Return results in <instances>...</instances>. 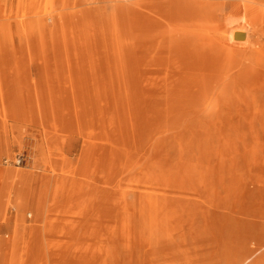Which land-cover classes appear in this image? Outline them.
I'll return each mask as SVG.
<instances>
[{
	"label": "bare ground",
	"instance_id": "1",
	"mask_svg": "<svg viewBox=\"0 0 264 264\" xmlns=\"http://www.w3.org/2000/svg\"><path fill=\"white\" fill-rule=\"evenodd\" d=\"M39 1L0 0V77L10 87L17 67L38 68L47 82L67 87L63 103L71 123L93 112L110 124L117 187L120 177H137L117 205L143 209L135 218L122 217L124 227L116 229V239L130 244V258L138 253L146 264H199L197 254L211 231L217 250L208 264H263L255 207L234 214L236 229L223 225V203L208 210V128L222 115H264V0ZM17 98L0 99V114L18 118L24 111ZM48 110L56 114L55 106ZM231 142L230 171L250 174L246 194L253 201L256 148L244 161L239 136ZM36 152L30 151V169L0 167V183L15 189L19 202L11 206L21 212L31 197ZM46 160L75 172L64 153ZM84 190L72 187L67 195ZM23 228L16 225L15 234ZM74 232L55 231L64 237ZM225 240L230 242H218ZM71 245H54L48 253L66 255ZM12 246L0 251L12 256Z\"/></svg>",
	"mask_w": 264,
	"mask_h": 264
},
{
	"label": "rangeland",
	"instance_id": "2",
	"mask_svg": "<svg viewBox=\"0 0 264 264\" xmlns=\"http://www.w3.org/2000/svg\"><path fill=\"white\" fill-rule=\"evenodd\" d=\"M29 2L25 0V3ZM13 72L19 77H14L17 79L10 87L0 77V99L17 96L24 112L18 118L0 114V167L6 170L30 169L31 149L37 151L38 161L33 164L31 197L23 212L11 206V203L16 205L19 202L15 189L6 180L0 183V247L15 245L10 251L12 256H4L0 251V264H12L10 258L14 259V264H146L138 253L131 259L130 244L116 239V229L124 227L119 222L122 217L135 218L143 209L136 205L126 208L117 205L118 198L137 184V177L130 172L120 177L117 187L110 124L107 127L105 122L97 121L98 114L93 112L81 115L77 122L71 123L73 115L67 112L68 108L63 103L68 97L63 83L47 82V75L35 67L29 72L17 67ZM51 105L55 106L56 114L49 112ZM210 121L208 210L213 203H223L226 208L222 223L225 228L236 229L234 214L243 207L249 210L255 207L254 213L260 215L256 224L258 245L264 246V217L261 216L264 214V115L227 114ZM89 129L90 134L84 137V132ZM79 132L83 135H78ZM237 136L244 161L251 157L253 146L256 148V162L260 168L255 173L258 191L253 201L250 194H246L250 174L245 169L238 175L230 171L231 139ZM60 153L72 160L74 173L65 172L59 165L56 168L46 160ZM19 157L24 161L18 166L16 160ZM131 166H134L133 161ZM53 168L55 173L51 171ZM43 177H48V184L43 183ZM46 185L47 189H44ZM78 186L85 187L83 193L67 195V190ZM57 193L59 195L56 196ZM43 196L44 209L39 214L36 206ZM16 225L24 226L18 236L14 232ZM31 227L37 229L33 231L38 238L34 242ZM63 227L73 228L74 236L64 237L55 233L57 228ZM241 228L243 231V225ZM211 234L208 231V242L197 254L199 264H208L214 247L217 250L215 241L209 238ZM218 242L227 244L230 241ZM48 243L52 247L47 248ZM57 244L64 247L72 245L66 255H57L56 251L48 253ZM40 245L44 249L39 248ZM262 253L264 248L259 255Z\"/></svg>",
	"mask_w": 264,
	"mask_h": 264
},
{
	"label": "built area",
	"instance_id": "3",
	"mask_svg": "<svg viewBox=\"0 0 264 264\" xmlns=\"http://www.w3.org/2000/svg\"><path fill=\"white\" fill-rule=\"evenodd\" d=\"M16 162H17V165L21 164L23 162V158L19 157Z\"/></svg>",
	"mask_w": 264,
	"mask_h": 264
}]
</instances>
